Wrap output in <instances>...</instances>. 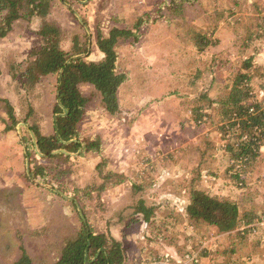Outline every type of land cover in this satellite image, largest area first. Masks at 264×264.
Here are the masks:
<instances>
[{
    "label": "rangeland",
    "instance_id": "obj_1",
    "mask_svg": "<svg viewBox=\"0 0 264 264\" xmlns=\"http://www.w3.org/2000/svg\"><path fill=\"white\" fill-rule=\"evenodd\" d=\"M161 1L51 0L48 18L63 29L65 49L71 48L75 34L91 35L81 56L97 60V29L107 35L114 26L130 25L135 13L149 12L153 19ZM192 9L182 23L184 14L174 17L171 29L162 18L157 23L147 20L139 38H128L120 52L124 57L134 53L136 62L129 69L135 74L130 75L135 90L122 94L123 109L115 115L100 107L98 94L93 96L80 123L84 138L99 136L101 153L70 152L72 160L57 156L44 161L42 166L49 169L39 183L25 176L26 150L35 149L27 126L35 123L42 133L52 131L55 76L26 91L18 75L9 73V65L23 61L39 45L36 21H19L0 39V97L9 100L19 120L6 129L10 119L0 101L3 262L15 260L23 250L31 257L42 255L39 246L77 233L82 218L95 231L122 243L125 264H193L196 258L212 264L219 256L230 264H264V147L248 164L232 160L225 146L227 137L238 133L223 132L219 105L209 101L222 98L243 70L251 93L264 102V0H199ZM192 32L207 35L211 43L197 51ZM248 57L250 66L243 69ZM145 60L152 67L143 83L136 74ZM164 74L171 75L170 80L158 85ZM81 89L86 95L93 91L87 85ZM107 171L122 177L106 180L102 176ZM133 184L140 189L134 191ZM95 185L104 187L97 191ZM190 185L235 201L252 218L247 226H258L256 232L243 237L204 226L197 230L183 216ZM142 197L154 205L158 218L167 219L164 226L152 228L134 212ZM205 250L208 255L201 256Z\"/></svg>",
    "mask_w": 264,
    "mask_h": 264
},
{
    "label": "trees",
    "instance_id": "obj_2",
    "mask_svg": "<svg viewBox=\"0 0 264 264\" xmlns=\"http://www.w3.org/2000/svg\"><path fill=\"white\" fill-rule=\"evenodd\" d=\"M81 2L82 0H74ZM51 0H0V39L5 38L19 21H36L38 29L39 45L32 48L27 57L21 61L9 65L8 70L14 78L18 79L26 91L32 90L43 78L50 75L55 76V94L52 108L53 128L50 133H42L38 124H31L27 129L31 130L33 138L30 151L26 150L27 161L25 162V176L31 182L39 183L46 180L48 167H43L42 162L60 156L65 160H72L71 153L84 154L88 151L101 153L99 136L89 135L84 138L81 135L80 123L85 117L87 107L93 96H99V105L110 115H115L121 108L122 94H131L135 90V82L131 79L129 64L135 63L133 56H122L121 47L126 44L130 36L133 41L139 38V29L148 20L155 21L162 18L167 29L173 28L174 17L180 18V23L193 11L199 0H162L156 7V17L151 19L149 12L135 13L132 15L133 22L123 27H112L107 35L97 29L95 44L101 55L97 60L87 59L81 54L86 52L88 40L91 35L84 32V36H74L70 49L63 46L66 43V35L61 26L48 18ZM131 19V20H132ZM173 20V21H172ZM83 24L85 20L82 21ZM154 23V24H155ZM152 24V23H151ZM176 24V22H175ZM83 26V25H82ZM158 27V26H156ZM84 28V27H83ZM85 29V28H84ZM197 51H202L211 43L208 36L192 32ZM133 43V42H132ZM133 55V54H128ZM248 57L244 60L243 69L250 66ZM151 63V62H150ZM135 65V64H134ZM144 67V68H143ZM152 65L144 61L136 76H140V82L145 83L150 76ZM143 68V69H142ZM131 75V78H130ZM167 76V75H165ZM162 77V76H159ZM164 82L170 80L167 76ZM87 85L92 87L91 94L86 95L81 87ZM169 92V94L174 93ZM204 95V94H203ZM206 97V95H205ZM121 98V99H120ZM10 124L6 129L10 130L17 124L14 109L8 99H2ZM210 104L218 103L219 114L224 121L221 129L225 134L227 131L236 129L237 135L228 136L225 146L230 158L241 164H248L251 156L264 147V102L257 100L251 93L249 86V75L247 71L240 70L233 79L228 92L219 100L209 99ZM31 108V107H30ZM32 109V108H31ZM28 115V114H27ZM23 120H27V117ZM101 163L97 169L101 170ZM197 170V169H196ZM200 169H198L199 171ZM200 175V172H198ZM111 176L122 177L114 171H107L103 178L108 180ZM194 183V179L190 180ZM137 186H140L137 185ZM103 185L93 187L97 191L103 189ZM133 190L140 189L133 184ZM187 200L183 207V216L189 220L190 225L213 229L219 233L234 231L236 234L245 235L256 232L255 224L251 223L252 218L243 213L239 205L229 198L219 197L216 194L205 192L189 186ZM102 203V202H100ZM99 203V205H101ZM145 198H140L135 203L134 212L141 214L142 221L152 228H159L166 224L167 219L156 216L154 205L148 204ZM72 205L81 212L76 200ZM82 227L75 233H69L61 237L57 244L48 242V247L42 255L31 257L26 251L13 261L12 264H125L122 243L111 236L95 231L82 218ZM65 222V220H64ZM54 247V248H53ZM56 250V252L52 250ZM47 252V253H46ZM208 255L203 251L201 256ZM220 255V254H219ZM197 256H199L197 254ZM163 258V256H161ZM216 256L214 259H216ZM159 257H154L157 260ZM212 264H230L224 256ZM193 264H201L197 258Z\"/></svg>",
    "mask_w": 264,
    "mask_h": 264
},
{
    "label": "crops",
    "instance_id": "obj_3",
    "mask_svg": "<svg viewBox=\"0 0 264 264\" xmlns=\"http://www.w3.org/2000/svg\"><path fill=\"white\" fill-rule=\"evenodd\" d=\"M131 54H133V55H130V57L133 56V58H134V53H131ZM145 61L148 62V63H150L149 60H145ZM134 75H135V74H132V76H134ZM168 76H169V75H168ZM167 78H169V77L165 76V74L162 75V77H159L158 85L165 83L164 81H165V79H167ZM28 235H29V233H28ZM38 248L40 249V252H43V251H46V249H47L48 247L39 246ZM52 251H53V252H54V251L56 252V250H52ZM27 253H28V252H27ZM16 259H17V258H16ZM16 259H15V260H16ZM15 260L12 259V260H8L7 262H3V261H2V258H1V254H0V264H12L13 261H15ZM54 261H55V260L52 259L51 262L48 263V264H52V263H54Z\"/></svg>",
    "mask_w": 264,
    "mask_h": 264
}]
</instances>
